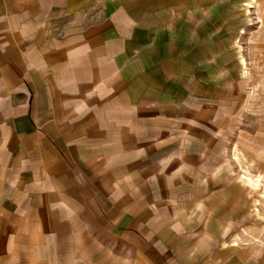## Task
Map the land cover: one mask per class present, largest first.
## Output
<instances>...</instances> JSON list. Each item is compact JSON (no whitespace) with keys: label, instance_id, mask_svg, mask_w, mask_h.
<instances>
[{"label":"crops","instance_id":"obj_1","mask_svg":"<svg viewBox=\"0 0 264 264\" xmlns=\"http://www.w3.org/2000/svg\"><path fill=\"white\" fill-rule=\"evenodd\" d=\"M153 1L0 0V264H109L117 245L142 264H195L184 246L195 226L179 202L201 193L171 183L186 169L170 164L190 133L202 141L201 119L216 126L201 107L219 108V61L203 60L201 38H180V13L163 17ZM230 152L253 180L237 144ZM257 211L264 218V200ZM227 242L250 248L264 234L241 225Z\"/></svg>","mask_w":264,"mask_h":264},{"label":"rangeland","instance_id":"obj_2","mask_svg":"<svg viewBox=\"0 0 264 264\" xmlns=\"http://www.w3.org/2000/svg\"><path fill=\"white\" fill-rule=\"evenodd\" d=\"M153 2L155 8L159 2L164 6L163 17L166 12L180 13L175 16L183 19L181 24H185L180 38H185L187 45L191 44V39L201 38L203 60L208 59L210 54H217V70L212 71L217 79L211 81L218 85L217 92H223V96L219 95L218 110L208 112L213 107H201V111L204 113L206 110L205 113L211 118L216 113L215 127H209L205 123L209 121L205 119H201L204 123L196 127L201 131L202 141H198L199 135L190 136L189 132L193 131L190 127L186 129L189 134L186 137L191 142H185L180 157H177L179 143L172 136H169V142L163 149L171 154V161L178 158L171 166L176 162L186 169V174L171 173L170 182L174 183L175 180L177 184L180 181L189 186L185 192L189 195L201 193L200 203L195 204L189 196L179 202L180 210L185 209L187 220L194 223L196 230L193 237L184 238L187 249H182L193 258L195 264H264V243L242 248L227 242L241 225L247 231L261 229L264 234V218L257 211L264 200V185L255 184L256 178H264V0ZM195 9L201 11L200 16L192 13ZM194 17H200V20H196V32L192 25ZM202 65L204 71L208 63ZM203 73L210 77L208 70ZM244 81L249 82L248 85H243ZM247 92L254 95L249 110L239 116ZM181 129L178 128V132L181 133ZM160 131L167 134L170 129L156 127L149 133L160 134ZM235 144L250 164L253 180L241 174L239 164L232 158L230 151ZM198 151H201V161L196 158ZM157 153L160 154V151ZM156 156L155 161L159 158V155ZM246 178L250 182L247 183ZM195 184L202 188L201 192L199 188L195 189ZM173 191L180 193L179 188ZM249 215L252 216L250 219ZM99 239H96L98 247L109 245ZM83 243L86 244L85 241ZM106 252L97 249L93 257L100 261ZM139 258L132 251L117 245L109 264H142Z\"/></svg>","mask_w":264,"mask_h":264}]
</instances>
